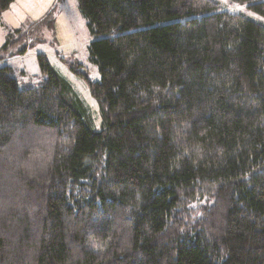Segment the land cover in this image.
<instances>
[{"label":"trees","instance_id":"obj_1","mask_svg":"<svg viewBox=\"0 0 264 264\" xmlns=\"http://www.w3.org/2000/svg\"><path fill=\"white\" fill-rule=\"evenodd\" d=\"M77 5L102 126L42 54L35 87L0 67V264H264V26L214 0Z\"/></svg>","mask_w":264,"mask_h":264},{"label":"rangeland","instance_id":"obj_2","mask_svg":"<svg viewBox=\"0 0 264 264\" xmlns=\"http://www.w3.org/2000/svg\"><path fill=\"white\" fill-rule=\"evenodd\" d=\"M214 1L264 26V16L246 6L231 4L229 0ZM50 12V19L41 22ZM16 29L24 34V55L11 60L5 59L6 62L0 63V67H11V75L20 88L35 87L46 78V72L38 60V56L42 54L51 71L65 80L72 87L74 95L81 99L87 109L91 127L96 131L100 130V106L90 96L84 79L71 70L76 68L91 81H98L100 78L96 67L88 59L87 47L92 39L77 0H14L0 13V47L7 34Z\"/></svg>","mask_w":264,"mask_h":264},{"label":"crops","instance_id":"obj_3","mask_svg":"<svg viewBox=\"0 0 264 264\" xmlns=\"http://www.w3.org/2000/svg\"><path fill=\"white\" fill-rule=\"evenodd\" d=\"M11 59L12 58H10V59L6 58V60H11ZM4 62H6L5 59L4 60H0V63H4Z\"/></svg>","mask_w":264,"mask_h":264}]
</instances>
